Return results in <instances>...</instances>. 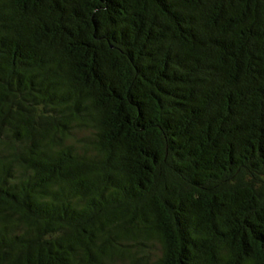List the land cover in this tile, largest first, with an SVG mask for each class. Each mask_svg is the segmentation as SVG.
Returning <instances> with one entry per match:
<instances>
[{"label": "trees", "instance_id": "trees-1", "mask_svg": "<svg viewBox=\"0 0 264 264\" xmlns=\"http://www.w3.org/2000/svg\"><path fill=\"white\" fill-rule=\"evenodd\" d=\"M0 264H264V0H0Z\"/></svg>", "mask_w": 264, "mask_h": 264}]
</instances>
